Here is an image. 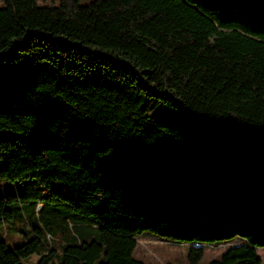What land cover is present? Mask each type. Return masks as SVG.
<instances>
[{"label": "trees", "instance_id": "obj_1", "mask_svg": "<svg viewBox=\"0 0 264 264\" xmlns=\"http://www.w3.org/2000/svg\"><path fill=\"white\" fill-rule=\"evenodd\" d=\"M1 1L0 264H145L143 232L260 264L264 0Z\"/></svg>", "mask_w": 264, "mask_h": 264}, {"label": "rangeland", "instance_id": "obj_2", "mask_svg": "<svg viewBox=\"0 0 264 264\" xmlns=\"http://www.w3.org/2000/svg\"><path fill=\"white\" fill-rule=\"evenodd\" d=\"M90 0H79L81 4H86ZM39 5H56L58 0H37ZM3 3L0 0V6ZM6 181L0 179V188H4ZM30 194L39 190L40 185L37 180L27 179L20 182L17 191L22 192L24 189ZM24 233L27 238L32 236L28 232V222L15 217L9 224L5 234V243L7 248L11 249L25 241ZM197 245L198 243H190ZM237 244L236 241L218 242L213 244H204V255L197 264H209L212 260L219 259L221 254L230 246ZM188 243L175 242L165 237H160L149 232H143L137 236V246L134 251V257L142 260L145 264H190L187 259ZM257 255L261 259L260 264H264V247L256 248ZM37 255L29 257L24 264H35Z\"/></svg>", "mask_w": 264, "mask_h": 264}, {"label": "built area", "instance_id": "obj_3", "mask_svg": "<svg viewBox=\"0 0 264 264\" xmlns=\"http://www.w3.org/2000/svg\"><path fill=\"white\" fill-rule=\"evenodd\" d=\"M13 186H16L15 182L13 183ZM41 207H42V203L38 202L37 205H36V212H39L41 210ZM46 237H47L48 241L51 240V236L49 234H47ZM50 244H51V242H49V244H48L49 248H51Z\"/></svg>", "mask_w": 264, "mask_h": 264}]
</instances>
